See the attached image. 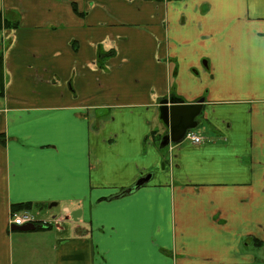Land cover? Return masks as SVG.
Here are the masks:
<instances>
[{
  "label": "crops",
  "instance_id": "0c3cea01",
  "mask_svg": "<svg viewBox=\"0 0 264 264\" xmlns=\"http://www.w3.org/2000/svg\"><path fill=\"white\" fill-rule=\"evenodd\" d=\"M0 14L17 23L0 31V264H264V0ZM170 95L203 99L204 142L165 156ZM27 204L58 225L9 230Z\"/></svg>",
  "mask_w": 264,
  "mask_h": 264
},
{
  "label": "water",
  "instance_id": "95a60500",
  "mask_svg": "<svg viewBox=\"0 0 264 264\" xmlns=\"http://www.w3.org/2000/svg\"><path fill=\"white\" fill-rule=\"evenodd\" d=\"M203 99L198 100L193 104H185L182 100L175 96H169L160 101L159 104V120L168 129L167 135L162 137L159 143V149L162 150L169 144L181 143L185 133L189 130L197 128L196 119L200 116L202 111ZM150 176L139 179L133 187L124 191L122 194H129L142 185L147 183ZM54 205L50 206L53 207ZM14 231H34L31 226L28 227H14Z\"/></svg>",
  "mask_w": 264,
  "mask_h": 264
},
{
  "label": "built area",
  "instance_id": "2783aa9c",
  "mask_svg": "<svg viewBox=\"0 0 264 264\" xmlns=\"http://www.w3.org/2000/svg\"><path fill=\"white\" fill-rule=\"evenodd\" d=\"M184 141L190 143L192 145H199L202 143L203 139L196 136L192 132H188L185 137ZM58 221L54 220L52 222L48 221H39L35 216H33L29 212H18L11 215L10 224L16 226H24V225H40L42 228H47L52 224H57Z\"/></svg>",
  "mask_w": 264,
  "mask_h": 264
},
{
  "label": "trees",
  "instance_id": "16d2710c",
  "mask_svg": "<svg viewBox=\"0 0 264 264\" xmlns=\"http://www.w3.org/2000/svg\"><path fill=\"white\" fill-rule=\"evenodd\" d=\"M17 23L16 22H9L7 20H5L2 15L0 14V31L1 30H8V29H14L16 28ZM3 84V59H2V55L0 54V87H2ZM160 140V138L158 139V141ZM31 209V205H18V206H13L12 207V212H18L20 210H30ZM259 244V243H258Z\"/></svg>",
  "mask_w": 264,
  "mask_h": 264
},
{
  "label": "rangeland",
  "instance_id": "374dc122",
  "mask_svg": "<svg viewBox=\"0 0 264 264\" xmlns=\"http://www.w3.org/2000/svg\"><path fill=\"white\" fill-rule=\"evenodd\" d=\"M157 126H158V127H162V125H161V124H159V122H158ZM192 131H193L194 133H198V132H200V130H199V127H197V128H195V129H193ZM165 150H166V149H162V150H160V151H161V153H162V154L164 153V154H165V156H166ZM255 252L257 253V251H256V250H255Z\"/></svg>",
  "mask_w": 264,
  "mask_h": 264
}]
</instances>
